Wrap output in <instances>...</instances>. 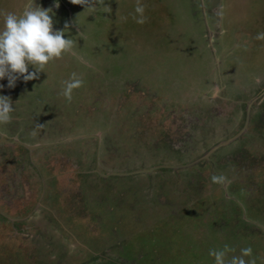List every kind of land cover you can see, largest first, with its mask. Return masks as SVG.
Returning <instances> with one entry per match:
<instances>
[{
  "label": "rangeland",
  "instance_id": "374dc122",
  "mask_svg": "<svg viewBox=\"0 0 264 264\" xmlns=\"http://www.w3.org/2000/svg\"><path fill=\"white\" fill-rule=\"evenodd\" d=\"M141 2L144 24L137 0H35L75 47L0 80V264H264V0Z\"/></svg>",
  "mask_w": 264,
  "mask_h": 264
},
{
  "label": "clouds",
  "instance_id": "9594fccd",
  "mask_svg": "<svg viewBox=\"0 0 264 264\" xmlns=\"http://www.w3.org/2000/svg\"><path fill=\"white\" fill-rule=\"evenodd\" d=\"M73 4L84 5L85 8L95 12L97 6H104L103 11L111 12L109 6H105V0H71ZM59 7V3L56 4ZM146 5L137 0L136 15L133 19L136 23L144 24L147 17L144 15ZM51 8H43L29 0L24 5L20 14L4 12V27L0 30V80L7 78L8 87H15L16 81L23 78L24 81L37 79L40 72H45L50 62L62 59L67 53L72 52L75 41L65 37V29L54 30V20ZM256 39H264V32L258 33ZM34 69L29 71V68ZM62 95L69 103L75 89L84 86V79L73 72L68 80L62 81ZM3 87V85H0ZM15 111L11 97L0 95V124H8L12 121V113ZM42 127V125H38ZM213 183L227 184L230 181L223 174H213ZM235 252V248L225 244L222 249H210L209 255L214 258L215 264H256L251 246L240 249V255L228 258L229 253ZM245 257H249L248 260Z\"/></svg>",
  "mask_w": 264,
  "mask_h": 264
}]
</instances>
